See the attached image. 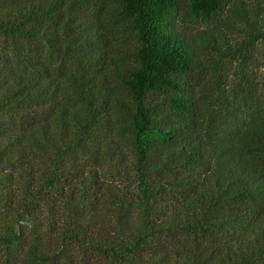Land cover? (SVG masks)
I'll list each match as a JSON object with an SVG mask.
<instances>
[{
  "label": "trees",
  "instance_id": "trees-1",
  "mask_svg": "<svg viewBox=\"0 0 264 264\" xmlns=\"http://www.w3.org/2000/svg\"><path fill=\"white\" fill-rule=\"evenodd\" d=\"M0 264H264V0H0Z\"/></svg>",
  "mask_w": 264,
  "mask_h": 264
}]
</instances>
